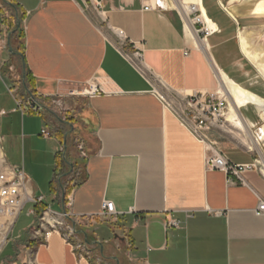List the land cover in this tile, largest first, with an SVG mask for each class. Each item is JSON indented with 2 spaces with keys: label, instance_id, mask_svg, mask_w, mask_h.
Here are the masks:
<instances>
[{
  "label": "crops",
  "instance_id": "1",
  "mask_svg": "<svg viewBox=\"0 0 264 264\" xmlns=\"http://www.w3.org/2000/svg\"><path fill=\"white\" fill-rule=\"evenodd\" d=\"M168 1L0 0V172L22 169L43 199L25 202L33 223L13 238L17 217L1 264H264V106L227 90L264 101V0ZM221 92L225 124L202 138L163 101ZM219 154L254 169L215 170Z\"/></svg>",
  "mask_w": 264,
  "mask_h": 264
},
{
  "label": "built area",
  "instance_id": "2",
  "mask_svg": "<svg viewBox=\"0 0 264 264\" xmlns=\"http://www.w3.org/2000/svg\"><path fill=\"white\" fill-rule=\"evenodd\" d=\"M146 5L145 11H166L170 8L168 0H144ZM182 14L188 18L191 17L195 26L198 27L197 32L204 38L214 33V30L208 27V23L202 19V12L195 6L191 5L189 9L181 8ZM133 59L136 62L142 61V53L137 51L133 53ZM99 90L91 87L87 91V95H98ZM166 106L170 108L178 120L195 136L202 138V134L211 128H222L225 124V115L230 105L225 93H212L204 95H195L187 98L180 103L171 104L163 98ZM29 110L35 114L40 113V108L30 106ZM261 127L257 129L255 140L258 144H263V138L259 135ZM43 135L49 137L47 131H43ZM209 165L215 170L226 171L228 174L239 177L245 170L254 169V166L233 165L228 159L219 154L215 158L209 160ZM42 198L33 201L27 194L25 189V173L22 169H11L9 172H0V219H6L3 226H14L17 217L25 208V202L33 201L40 204ZM104 211L106 215L115 213V205L112 202L104 203ZM258 216H264V202L262 201L255 211ZM64 223L56 222L51 226L53 230H63ZM65 233L67 240L70 241L75 236L71 229ZM40 234V232H39ZM81 247V246H79Z\"/></svg>",
  "mask_w": 264,
  "mask_h": 264
},
{
  "label": "rangeland",
  "instance_id": "3",
  "mask_svg": "<svg viewBox=\"0 0 264 264\" xmlns=\"http://www.w3.org/2000/svg\"><path fill=\"white\" fill-rule=\"evenodd\" d=\"M19 23H21V21H19ZM20 26V24H19ZM260 168H262V165H258ZM31 209V207L28 205L25 207V209L20 213L19 215V220L17 222V225L14 227L13 231H12V236L13 238L21 236V237H25L27 230L31 227L32 223H33V218L29 217L27 214L29 212V210ZM3 220H0V223ZM71 225L68 223H65L64 226L62 227L63 230L67 231L68 229H70ZM12 226L10 227H1L0 228V254L3 252L2 250L4 249L5 245L8 243L9 241V237H10V232H11ZM65 231V232H66ZM30 235H32V232L30 233ZM4 254L2 257H0V264L2 263V261L11 256V254L13 253L12 250V246L10 247V249H5L4 250Z\"/></svg>",
  "mask_w": 264,
  "mask_h": 264
},
{
  "label": "bare ground",
  "instance_id": "4",
  "mask_svg": "<svg viewBox=\"0 0 264 264\" xmlns=\"http://www.w3.org/2000/svg\"><path fill=\"white\" fill-rule=\"evenodd\" d=\"M191 5H195L200 11L202 9V8L200 9V7L198 5H196V4H183L182 9L187 10V9L190 8ZM202 14H203L202 19L204 20V22L208 23V27L213 29L214 27L212 26L211 21L207 18V15L204 14V13H202ZM227 90L229 91L231 96L235 99V101H237L239 104H245L247 102H251V103L253 102V103H255V104L259 105V106H264V101L263 100H261L260 98H258L254 94L249 93V92L241 89L237 85L235 86L233 84H229L227 86ZM259 135L263 138V144H264V126L261 127V133ZM263 172H264V169H263ZM1 227L2 228L5 227V226H3L2 222L0 223V228Z\"/></svg>",
  "mask_w": 264,
  "mask_h": 264
}]
</instances>
